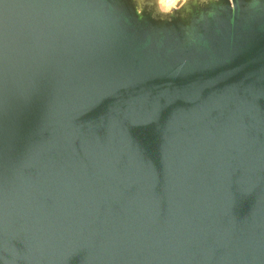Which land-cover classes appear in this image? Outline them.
Returning a JSON list of instances; mask_svg holds the SVG:
<instances>
[{
	"label": "water",
	"instance_id": "obj_1",
	"mask_svg": "<svg viewBox=\"0 0 264 264\" xmlns=\"http://www.w3.org/2000/svg\"><path fill=\"white\" fill-rule=\"evenodd\" d=\"M0 264H264V0H0Z\"/></svg>",
	"mask_w": 264,
	"mask_h": 264
},
{
	"label": "bare ground",
	"instance_id": "obj_2",
	"mask_svg": "<svg viewBox=\"0 0 264 264\" xmlns=\"http://www.w3.org/2000/svg\"><path fill=\"white\" fill-rule=\"evenodd\" d=\"M167 4H172L174 3L175 0H164Z\"/></svg>",
	"mask_w": 264,
	"mask_h": 264
}]
</instances>
